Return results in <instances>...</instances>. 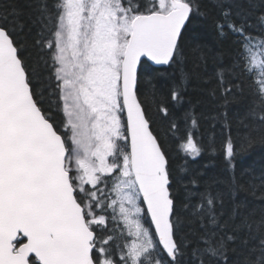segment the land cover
Listing matches in <instances>:
<instances>
[{
	"label": "snow or ice",
	"instance_id": "6c2138e0",
	"mask_svg": "<svg viewBox=\"0 0 264 264\" xmlns=\"http://www.w3.org/2000/svg\"><path fill=\"white\" fill-rule=\"evenodd\" d=\"M212 3L219 36L237 47L211 91L222 111L210 119L229 131V176L205 179L172 167L141 100L149 65L183 63L200 0H34L31 59L23 13L0 0V264H264V211L256 219L236 202L247 189L228 112L249 99L239 151L264 143V14L254 34L257 0ZM183 85L182 76L171 89L176 106ZM156 107L169 118L163 100ZM167 123L175 135L178 123ZM180 150L195 160L205 147L188 131ZM260 179L248 188L264 200Z\"/></svg>",
	"mask_w": 264,
	"mask_h": 264
},
{
	"label": "trees",
	"instance_id": "16d2710c",
	"mask_svg": "<svg viewBox=\"0 0 264 264\" xmlns=\"http://www.w3.org/2000/svg\"><path fill=\"white\" fill-rule=\"evenodd\" d=\"M4 2L15 4L17 9L23 13L20 20L25 24V29L21 39L27 40L28 48L25 55L31 59L35 56L31 42L35 37L36 29L32 27L29 31L28 13L30 9L28 5L34 0H4ZM240 2L247 7L245 0H240ZM200 4L201 12L205 14L196 16L189 25L183 63L179 66L165 68L149 65L148 71L142 73L141 100L149 116L155 121L156 134L164 142L170 163L177 172L186 178L199 172L205 174V179L208 176L226 178L229 173L226 171V161L223 152L220 151V145L229 135V131L222 122L210 119L218 111H222L219 108V92L217 91L216 97H213L211 91L217 85L215 72L219 67L232 63L237 45L231 33L224 38L219 36L216 22L221 19V15L213 7L212 0H200ZM252 12L253 15L249 18V22L253 24V28L249 31L256 34L258 31L255 27L256 15L264 14V8L259 6V0ZM182 76L184 78L183 102L176 106L171 100V89L180 83ZM161 100L169 108V118L161 119V114L157 111L156 104ZM249 104V99H244L239 103L229 105L228 112L231 119V135L238 150V155L234 160L235 175L247 189L237 192L236 202L245 201L247 208L244 211L254 210L255 218L259 219L264 211V200L257 198L260 189L257 190V196H253L248 184L252 182L259 185L260 178L264 177V143H256L246 151H239L241 137L245 130L240 126L237 116L242 117ZM192 118L197 120L195 127L191 124ZM168 119H174L179 125V131L175 135L168 131ZM188 131H191L197 143L205 147V151L195 160L186 157L180 150V138L184 137ZM210 140L215 141L217 148L215 154L208 150ZM181 168L188 171L180 172ZM198 190L203 191V184ZM196 199V197L193 198L194 201Z\"/></svg>",
	"mask_w": 264,
	"mask_h": 264
},
{
	"label": "water",
	"instance_id": "95a60500",
	"mask_svg": "<svg viewBox=\"0 0 264 264\" xmlns=\"http://www.w3.org/2000/svg\"><path fill=\"white\" fill-rule=\"evenodd\" d=\"M153 67H156V68H165V67H169V66H155V65H151Z\"/></svg>",
	"mask_w": 264,
	"mask_h": 264
},
{
	"label": "rangeland",
	"instance_id": "374dc122",
	"mask_svg": "<svg viewBox=\"0 0 264 264\" xmlns=\"http://www.w3.org/2000/svg\"><path fill=\"white\" fill-rule=\"evenodd\" d=\"M110 224H111V222H110ZM120 227H123V226L121 225Z\"/></svg>",
	"mask_w": 264,
	"mask_h": 264
}]
</instances>
